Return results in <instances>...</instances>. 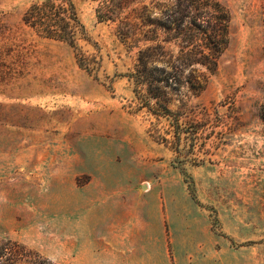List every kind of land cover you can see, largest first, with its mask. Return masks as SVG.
Segmentation results:
<instances>
[{
	"label": "rangeland",
	"instance_id": "374dc122",
	"mask_svg": "<svg viewBox=\"0 0 264 264\" xmlns=\"http://www.w3.org/2000/svg\"><path fill=\"white\" fill-rule=\"evenodd\" d=\"M44 1L0 0V244L42 264H264V0H218L231 14L218 67L170 101L179 152L119 75L152 43L150 0H73L77 49L23 21Z\"/></svg>",
	"mask_w": 264,
	"mask_h": 264
},
{
	"label": "trees",
	"instance_id": "16d2710c",
	"mask_svg": "<svg viewBox=\"0 0 264 264\" xmlns=\"http://www.w3.org/2000/svg\"><path fill=\"white\" fill-rule=\"evenodd\" d=\"M151 13L144 17L150 27L147 40L152 43L139 49L134 66L120 73L132 81L137 111L166 118L168 134L162 141L171 143L179 152L182 134L186 133L180 115L170 107L173 94L181 92L186 85L193 93H200L208 82V74L200 71L205 67L214 73L218 59L226 49L230 38L231 14L218 0H150ZM98 18H104L98 10ZM23 21L39 35L68 42L77 49L80 34L88 38L85 24L80 19L73 0H46L34 3L23 15ZM150 33V34H149ZM178 41L180 50L173 54L163 42ZM81 67L90 65L76 52ZM259 115L264 121V103ZM189 131V134H194ZM40 255L18 241L7 239L0 244V264H42Z\"/></svg>",
	"mask_w": 264,
	"mask_h": 264
},
{
	"label": "crops",
	"instance_id": "0c3cea01",
	"mask_svg": "<svg viewBox=\"0 0 264 264\" xmlns=\"http://www.w3.org/2000/svg\"><path fill=\"white\" fill-rule=\"evenodd\" d=\"M143 184V183H141ZM129 185H131V182L129 183ZM89 186V184L87 185ZM122 186L126 187V182H123L122 183ZM100 190L101 192H103L104 194L107 193V192H111L113 190V187L110 185V184H100L99 186H97L94 190V193L97 194V191ZM143 194V193H142Z\"/></svg>",
	"mask_w": 264,
	"mask_h": 264
},
{
	"label": "water",
	"instance_id": "95a60500",
	"mask_svg": "<svg viewBox=\"0 0 264 264\" xmlns=\"http://www.w3.org/2000/svg\"><path fill=\"white\" fill-rule=\"evenodd\" d=\"M144 188H147V185H143Z\"/></svg>",
	"mask_w": 264,
	"mask_h": 264
}]
</instances>
